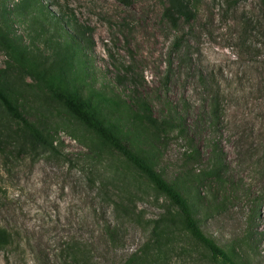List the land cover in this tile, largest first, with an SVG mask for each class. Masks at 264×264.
<instances>
[{
    "label": "rangeland",
    "instance_id": "374dc122",
    "mask_svg": "<svg viewBox=\"0 0 264 264\" xmlns=\"http://www.w3.org/2000/svg\"><path fill=\"white\" fill-rule=\"evenodd\" d=\"M165 7L0 0L12 47L0 50V93L47 142L28 143L0 104V228L10 235L0 264H124L134 252L138 264H226L176 231L152 242V222L175 208L49 87L80 97L159 175L178 179L205 235L264 264V0H192V18L175 27ZM140 102L165 132L141 118ZM213 145L225 169L210 176ZM190 146L198 155L187 162Z\"/></svg>",
    "mask_w": 264,
    "mask_h": 264
},
{
    "label": "trees",
    "instance_id": "16d2710c",
    "mask_svg": "<svg viewBox=\"0 0 264 264\" xmlns=\"http://www.w3.org/2000/svg\"><path fill=\"white\" fill-rule=\"evenodd\" d=\"M164 1L166 2V7L163 15L172 27L177 25L179 19L189 21L192 18V12L189 8L192 0ZM0 50L5 53L12 50L11 44L1 32ZM47 91L56 103L64 107L73 117L86 127V129L94 134L102 145L116 152L128 166L146 179L154 189L162 194L175 208V215L162 214L157 220L152 222V227L148 232L149 239L152 242L160 244L161 240L167 239L168 236L176 231L182 235H186L193 244L206 251L211 259L218 257L226 264H245L243 259H240L237 256L234 248L218 245L213 238L205 235L201 231L194 216L195 196L189 194L188 190H184L180 187L178 179L167 181L159 175L148 160L139 157L131 151L123 140L113 135L99 122V120L87 111L80 97L67 94L52 87H49ZM216 99V95L213 94V98L211 99V105L213 106L211 114L213 113V115L215 113L214 106ZM0 104L6 115L19 125L22 135L28 143L34 146L46 145L47 142L38 129L29 122L2 93H0ZM139 106L141 110V118L148 124V126L159 132H165L166 129H168L169 126L165 125L162 121H157L152 118L150 109L146 103L140 102ZM176 128L179 136L185 134V129L180 124H178ZM197 155V150L191 147V150L186 155L185 159L187 162L194 161L197 158ZM208 159L211 161V165L207 171L210 176L214 173L219 174L225 169V159L222 151L218 149V145L212 146ZM113 206L116 210L120 211V204L113 202ZM9 236V233L5 229L0 228V246L8 244L10 240ZM138 257L136 252H134L129 255L124 264H138Z\"/></svg>",
    "mask_w": 264,
    "mask_h": 264
}]
</instances>
